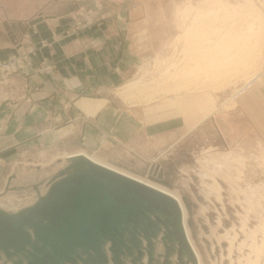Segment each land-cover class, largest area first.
Masks as SVG:
<instances>
[{
  "label": "rangeland",
  "instance_id": "374dc122",
  "mask_svg": "<svg viewBox=\"0 0 264 264\" xmlns=\"http://www.w3.org/2000/svg\"><path fill=\"white\" fill-rule=\"evenodd\" d=\"M53 1L0 0V37L8 35L13 21L25 35L28 24L42 18L40 12L53 9ZM139 3L148 16L143 32L129 34L128 77L109 91L114 102L172 107L175 98L199 93L216 101L218 108L212 112L216 119L235 110L238 97L264 74V0ZM120 4L123 0L78 1L65 36L79 37L105 24ZM189 29L196 30L193 34ZM237 33L255 48L247 66L236 63L214 76L204 70L196 76L193 66L198 59L192 52H205L207 61L221 59L226 51L238 50L236 44H229L230 50L219 49ZM56 42L55 37L39 45L20 42L10 56L0 59L2 63L21 59L12 70L0 71V108L19 100L32 103V76L46 78L52 73V66L38 60L37 53L53 49ZM130 82L136 84L134 92L118 94ZM215 119H209L205 133L214 131ZM81 133L82 128L53 143L0 146V264H264L261 142L223 144L211 137L205 144L199 133L192 159L187 158L191 161H185L184 146L177 145L160 157L166 158L161 170L157 163L141 169L126 160H111L102 150L83 145ZM108 136L102 133L99 147ZM78 151L179 196L197 256L177 204L102 172L82 156L73 157Z\"/></svg>",
  "mask_w": 264,
  "mask_h": 264
},
{
  "label": "crops",
  "instance_id": "0c3cea01",
  "mask_svg": "<svg viewBox=\"0 0 264 264\" xmlns=\"http://www.w3.org/2000/svg\"><path fill=\"white\" fill-rule=\"evenodd\" d=\"M78 1L54 0L53 9L40 12L42 18L30 22L25 35H20L13 21L8 35L0 37V59L10 56L20 42L39 45L41 40H57L53 49L42 48L37 53L38 60L52 66V73L46 78L38 73L32 76V103L19 100L0 108L2 149L53 143L82 128L83 145L102 150L111 160H126L141 169L157 163L162 170L166 158L160 157L177 145L184 146L185 161H191L194 138L199 133L207 140L205 144L209 138L218 137L223 144L257 140L264 145V74L238 97L235 110L216 119L212 113L218 108L216 101L199 93L175 98L172 107L125 106L110 99L109 91L128 77L129 34L143 32L148 14L139 0H123L108 22L79 37H68L65 31ZM211 117L215 119L214 131L209 134L203 129ZM102 133L109 136L99 147Z\"/></svg>",
  "mask_w": 264,
  "mask_h": 264
},
{
  "label": "bare ground",
  "instance_id": "6f19581e",
  "mask_svg": "<svg viewBox=\"0 0 264 264\" xmlns=\"http://www.w3.org/2000/svg\"><path fill=\"white\" fill-rule=\"evenodd\" d=\"M210 1V0H209ZM261 12V11H260ZM264 13V12H263ZM183 15V14H182ZM189 15V14H188ZM191 16V15H190ZM197 16V15H196ZM224 16V15H223ZM263 16V15H262ZM194 19V18H193ZM219 19V18H218ZM196 20V19H195ZM222 20V19H221ZM231 20V19H230ZM233 20H234V18H233ZM236 20V19H235ZM207 21V20H206ZM208 22V21H207ZM211 22V21H210ZM200 23V22H199ZM205 24V23H204ZM213 24V23H212ZM206 25V24H205ZM197 26V25H196ZM207 26V25H206ZM192 27V26H191ZM194 28V27H193ZM235 29V28H234ZM190 30V31H189ZM188 31H189V33H191V32H193V34H194V32H195V30L196 29H189ZM199 31H201V30H199ZM200 34H201V32H199ZM197 34V33H196ZM211 34V33H210ZM238 34V33H237ZM237 34H234L232 37H229L230 39H229V42L227 41H224V43H220L219 44V49L220 50H222L223 48L225 49V48H229V50H230V47H231V45H229V44H236L237 46L236 47H238V50L236 51V52H234L233 50V52L232 53H228L226 50V52L224 53V54H226V55H224V57L223 58H221V59H219V58H217L216 57V59L214 60V61H207L205 58H203V55L205 54V52H196V51H193L192 52V54L194 55V56H196L195 58L196 59H198L197 60V62H194V63H196V65L195 66H193L194 67V71L197 73L196 74V76L197 75H199V76H201L202 74H203V70H204V72H212V76H214L215 74H218V72H221V70L222 69H224V68H226V67H229L230 65H233L234 66V64H238V63H245V65L247 66V64L246 63H249L248 62V60L249 59H247L248 58V56H249V54L250 53H254L253 51L255 50V48H252V45L251 44H249V42L247 41V40H245V38H246V36L245 37H243V35H242V37L239 35L240 34V32H239V34L237 35ZM198 35V34H197ZM201 35H203V33L201 34ZM215 35V34H214ZM219 35V34H218ZM194 37H195V35H193ZM210 36H212V35H210ZM198 37V36H197ZM197 37L196 38H194V39H197ZM203 37V36H202ZM208 37V36H207ZM216 38H217V35H216ZM244 38V39H243ZM201 39H203V38H201ZM200 39V40H201ZM219 38H217V40H218ZM209 40H211V39H209ZM215 40V39H214ZM221 40V39H220ZM192 41H193V39H192ZM195 41V40H194ZM204 41V43L205 42H207L208 41V39L205 41V40H203ZM250 41V40H249ZM215 42V41H214ZM254 42V41H253ZM196 43V42H195ZM193 44V43H192ZM201 44V43H200ZM226 44V45H225ZM254 44V43H253ZM255 44H256V42H255ZM195 45V44H194ZM210 45H212V43H210ZM218 45V44H217ZM233 45V46H234ZM251 45V46H250ZM210 47V46H209ZM199 48V47H198ZM207 48V47H206ZM232 48V47H231ZM235 49V48H234ZM190 50V49H189ZM205 50V49H204ZM224 51V50H223ZM238 52H242L243 53V55H241V54H238ZM236 53V54H235ZM214 54V53H213ZM221 55H222V53H221ZM191 56V55H190ZM221 57V56H220ZM252 57V56H251ZM188 58H189V56H188ZM210 58H211V56H210ZM192 59V58H191ZM188 60H190V58L188 59ZM220 60H222V61H220ZM184 61V60H183ZM179 63V62H178ZM242 65V64H241ZM249 65V64H248ZM251 65V64H250ZM249 65V66H250ZM184 67H185V65H184ZM187 67V66H186ZM245 68V67H244ZM244 68H243V70H244ZM251 68V67H250ZM178 69V68H177ZM240 69H242V68H240ZM245 69H247V67L245 68ZM184 70V69H183ZM235 70V69H234ZM236 70H239V69H236ZM248 70V69H247ZM226 72V71H225ZM227 72H229V71H227ZM230 72H232V71H230ZM240 72V71H239ZM244 72H245V70H244ZM175 73V72H174ZM181 73V72H180ZM189 74H190V72H189ZM192 74V73H191ZM234 74V76H235V74L237 75V73L235 72V73H233ZM183 75V74H182ZM220 75V74H219ZM230 75V74H229ZM252 75V74H251ZM189 76V75H188ZM231 76V75H230ZM250 76V75H249ZM180 77H182V76H180ZM218 77V76H217ZM220 77V76H219ZM176 78V77H175ZM178 78V77H177ZM216 78V77H215ZM179 79V78H178ZM188 79V78H187ZM249 81V80H248ZM190 84V83H189ZM135 87H136V84H134V83H128V84H125L124 86H122V87H120L118 90H119V93L118 94H122V95H129V94H132L133 92H134V89H135ZM130 101V100H129ZM133 103V102H132ZM131 103V104H132ZM134 104V103H133ZM75 155V154H74ZM76 156H82V157H84L86 160H88L90 163H92L93 164V166H95L96 168H98L99 170H101L102 172H105V173H108L109 175H112V176H115V177H117V178H119V179H121V180H123V181H125V182H127V183H131V184H133V185H136V186H139V187H141V188H144V189H147V190H150V191H152V192H154V193H156V194H158V195H160V196H163L165 199H168V200H170V201H172L173 203H175V204H177L179 207H180V209H181V211H182V214H183V219H182V226H183V228H185L184 229V232H185V235H186V237H187V240H188V242H189V245L191 246V248H192V250L195 252V254L197 253V251H196V249H195V247H194V245H193V243H192V241H191V239H190V236H189V231L187 230V227H186V222H185V215H186V213H185V209H184V207L182 206V202H181V199H180V197L179 196H177L176 194H174V193H172V192H170L169 190H167V189H165V188H163V187H160V186H158V185H156V184H154V183H152V182H150V181H148V180H145V179H142V178H139V177H137V176H135V175H132L131 173H129V172H125V171H123V170H121V169H119L118 170V168H116V167H114V166H111V165H109V164H107V163H105V162H103V161H101V160H98V159H96L95 157H92L91 155H89V154H87V153H85V152H81V153H79V154H77V155H75V156H73V157H76ZM225 157V156H224ZM226 158V157H225ZM217 159V158H216ZM214 160V159H212V162H214L215 161V163H216V161L217 160ZM214 160V161H213ZM210 162V161H209ZM218 163V162H217ZM224 166V165H223ZM196 256H197V254H196ZM199 258V257H198Z\"/></svg>",
  "mask_w": 264,
  "mask_h": 264
},
{
  "label": "built area",
  "instance_id": "2783aa9c",
  "mask_svg": "<svg viewBox=\"0 0 264 264\" xmlns=\"http://www.w3.org/2000/svg\"><path fill=\"white\" fill-rule=\"evenodd\" d=\"M21 61L20 58L14 57L11 61L9 62H0V71H10L14 68L15 64L19 63Z\"/></svg>",
  "mask_w": 264,
  "mask_h": 264
},
{
  "label": "water",
  "instance_id": "95a60500",
  "mask_svg": "<svg viewBox=\"0 0 264 264\" xmlns=\"http://www.w3.org/2000/svg\"><path fill=\"white\" fill-rule=\"evenodd\" d=\"M128 184H129V185H132V186H134V185H133V184H131V183H128ZM135 187H136V188H139V189H143V190H144V188H141V187H139V186H136V185H135ZM146 190H147V189H146ZM155 194H156V193H155ZM157 195H158V194H157ZM159 196H160V195H159ZM161 197H162L163 199H165L163 196H161ZM167 200H168V199H167Z\"/></svg>",
  "mask_w": 264,
  "mask_h": 264
}]
</instances>
